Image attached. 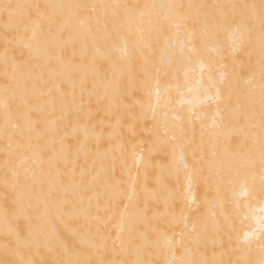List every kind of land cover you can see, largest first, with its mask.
I'll list each match as a JSON object with an SVG mask.
<instances>
[{
    "label": "bare ground",
    "instance_id": "bare-ground-1",
    "mask_svg": "<svg viewBox=\"0 0 264 264\" xmlns=\"http://www.w3.org/2000/svg\"><path fill=\"white\" fill-rule=\"evenodd\" d=\"M7 2L103 7L72 18V44L56 49L61 61L39 46V35L31 46L22 38L6 41L0 22V264L68 258L27 240L34 225L4 183L5 85L18 64L32 70L27 99L46 137L38 141L33 134L31 147L13 163L36 196L48 201L43 225L63 248L116 264L187 258L258 264L264 199L247 193L258 191L260 176L259 22L249 45L240 20L244 9H209L236 23L210 36L197 26L194 36L183 18L187 10L168 6L259 0H0ZM145 37L151 47L141 55L135 45ZM73 55L85 57L86 71L70 81L65 65ZM249 96L256 101L252 118ZM226 170L239 173L232 183L221 179ZM194 221L207 226L198 247L190 240ZM217 222L224 225L219 233ZM129 237L135 248L128 247Z\"/></svg>",
    "mask_w": 264,
    "mask_h": 264
},
{
    "label": "snow or ice",
    "instance_id": "snow-or-ice-1",
    "mask_svg": "<svg viewBox=\"0 0 264 264\" xmlns=\"http://www.w3.org/2000/svg\"><path fill=\"white\" fill-rule=\"evenodd\" d=\"M103 7L99 5L86 4H53V3H0V22H2L4 29V39L11 42L10 36L15 38H22L31 46L33 41L37 40L39 35V46L48 53L50 58H55L61 61L62 57L57 55L56 49L66 48L73 42L72 35V18L78 16L88 9H96ZM125 9H130L135 6L123 5ZM148 7V6H145ZM156 8V5H152ZM173 9L187 10L185 20L190 21L194 29L193 35H196L195 29L199 26L202 34L210 36L216 29L229 26L236 23V17L229 16L221 11L220 15L211 13L209 9H228L241 8L244 9V14L240 17L241 22L246 27V35L249 45L253 43L254 34L257 31L256 21L259 22V65H260V90H259V117L261 121V139H260V176L258 191L253 188L248 195H258L264 199V0H259V3L244 4V5H208V4H176L168 6ZM131 18V12L128 13ZM157 26L161 22L156 21ZM244 39V34H241V41ZM242 46V45H241ZM140 51L141 55L147 54V49L151 47L148 38H144L143 44L135 45ZM85 57L82 55L77 58L75 55L65 65L67 69L68 79L71 81L81 71H86ZM31 69L24 65L18 64L13 68L12 82L10 85H5L4 98V113H3V129L2 135L5 138V174L4 183L6 187H10L15 194L16 202L19 206V213L23 215L29 225H34L29 231L27 240L37 246L46 249L54 255L67 256V259L53 260L51 264H116V262H106L102 260H90L81 258L84 253L71 252L63 248L58 239L50 235L44 228L43 222L47 213L50 210L48 201L43 196L37 197L33 186L27 181L22 180L20 173L15 169L13 157L22 150H27L31 147V140L33 134L38 141H44L46 137L45 132L39 130L40 121L34 116L35 109L32 108L27 99V84L31 76ZM86 80L81 82V97H83L84 84ZM246 83H251L247 80ZM224 88L231 92V84H226L221 81ZM11 93V95H9ZM21 101L20 104L13 108L11 105L15 104L16 100ZM255 97L249 96L247 100V115L252 118L255 115ZM55 150L54 141L47 145V151ZM254 167L255 162L250 161ZM238 172L233 173L231 170H226L221 177L228 183H232ZM253 184H255V177H252ZM237 207L240 204L237 203ZM200 225V231L197 232V226ZM217 233L223 231L224 225L217 222L215 225ZM207 231L206 224L200 221H194L190 240L193 244L199 246L205 237ZM249 236L245 235L247 242ZM103 239V238H102ZM124 243V241H121ZM129 248H135V241L129 237L127 241ZM95 247V245H92ZM138 252L142 249L137 248ZM189 254L192 249L187 250ZM75 257V258H73ZM31 264V262H28ZM49 264V262H44ZM132 264H150V262L143 259H136ZM173 264H225L223 260L209 261L207 259L187 258L179 261H174ZM236 264H253L250 260L237 261ZM258 264H264V240L261 243V259Z\"/></svg>",
    "mask_w": 264,
    "mask_h": 264
}]
</instances>
